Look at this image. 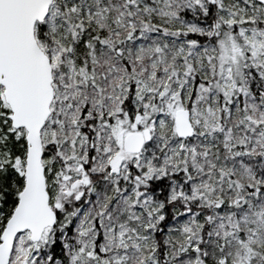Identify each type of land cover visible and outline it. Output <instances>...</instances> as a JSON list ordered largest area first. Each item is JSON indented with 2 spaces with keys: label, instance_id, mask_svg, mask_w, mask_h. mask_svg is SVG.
<instances>
[{
  "label": "snow or ice",
  "instance_id": "obj_1",
  "mask_svg": "<svg viewBox=\"0 0 264 264\" xmlns=\"http://www.w3.org/2000/svg\"><path fill=\"white\" fill-rule=\"evenodd\" d=\"M0 264H264V0H0Z\"/></svg>",
  "mask_w": 264,
  "mask_h": 264
}]
</instances>
